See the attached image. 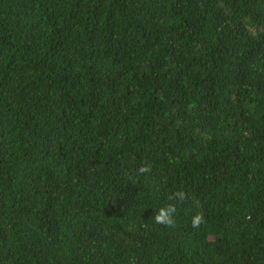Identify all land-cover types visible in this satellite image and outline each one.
<instances>
[{
  "label": "trees",
  "instance_id": "trees-1",
  "mask_svg": "<svg viewBox=\"0 0 264 264\" xmlns=\"http://www.w3.org/2000/svg\"><path fill=\"white\" fill-rule=\"evenodd\" d=\"M0 264H264V0H0Z\"/></svg>",
  "mask_w": 264,
  "mask_h": 264
},
{
  "label": "clouds",
  "instance_id": "clouds-1",
  "mask_svg": "<svg viewBox=\"0 0 264 264\" xmlns=\"http://www.w3.org/2000/svg\"><path fill=\"white\" fill-rule=\"evenodd\" d=\"M152 165L150 163H143L136 169L137 175L150 173ZM167 199L170 203L159 207L155 210L152 220L157 225H163L167 228H173L175 226V216L178 211L177 204L183 203L187 199V194L184 191H176L171 193ZM205 223V217L203 212H197L191 218V227L193 229H199L202 224Z\"/></svg>",
  "mask_w": 264,
  "mask_h": 264
}]
</instances>
